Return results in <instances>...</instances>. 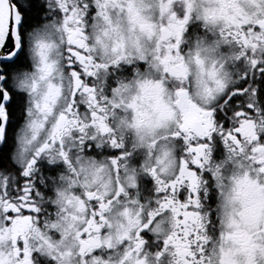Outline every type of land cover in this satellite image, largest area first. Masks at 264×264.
<instances>
[{
    "label": "snow or ice",
    "instance_id": "snow-or-ice-1",
    "mask_svg": "<svg viewBox=\"0 0 264 264\" xmlns=\"http://www.w3.org/2000/svg\"><path fill=\"white\" fill-rule=\"evenodd\" d=\"M0 264H264V0H0Z\"/></svg>",
    "mask_w": 264,
    "mask_h": 264
}]
</instances>
